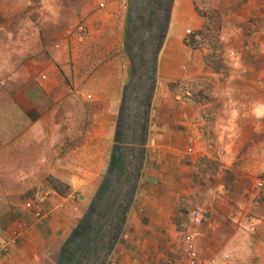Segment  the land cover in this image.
<instances>
[{
  "label": "crops",
  "instance_id": "0c3cea01",
  "mask_svg": "<svg viewBox=\"0 0 264 264\" xmlns=\"http://www.w3.org/2000/svg\"><path fill=\"white\" fill-rule=\"evenodd\" d=\"M13 1H0V25L10 17ZM127 2L89 0L80 17L60 1L43 2L53 9L55 24L64 26L52 58L36 71L25 70L28 78L37 77L44 103L53 104V115L43 113L38 122L62 121L66 115L72 122L75 108L67 107L80 98L87 103L81 119L91 123L81 146L55 165L56 170L67 169V177L55 176L68 186L66 192L49 189L17 208L7 206L8 215L0 214V239L9 244L0 264H99L95 260L105 243L100 244L98 236L80 248L69 240L84 218L107 234L116 209L124 210L123 223L103 264H175L183 254V238H193L189 218L195 209L207 211L217 223L213 232L202 225L213 234L204 233L200 245L194 238L205 259L211 258L213 264H264V208L242 212L239 218L245 229L239 228L238 213L230 209L233 199L222 191L224 183L208 192L206 188L212 183L206 166L220 157L211 144L207 146L210 130L227 137L233 147L240 129L250 131L247 137H261L252 146L261 147L264 169V84H246L242 94V87L232 84L238 90L231 86L230 94L217 97L211 103L217 108L215 120L206 122L203 113L210 103L194 99L200 84H188L205 67L202 54L185 42L186 33L197 27L193 0H173L147 109L135 105L143 96L140 86L138 94L125 102L129 110L125 130L117 131L121 105L131 94L125 52ZM64 14L67 18L62 20ZM78 24L86 27L85 37L64 40L63 34L72 33ZM110 185L114 190L106 191ZM100 194L104 202L95 210ZM262 195L264 200V190ZM129 197L126 207L118 203ZM79 249L81 257L70 260ZM171 256L177 257L171 261Z\"/></svg>",
  "mask_w": 264,
  "mask_h": 264
},
{
  "label": "rangeland",
  "instance_id": "374dc122",
  "mask_svg": "<svg viewBox=\"0 0 264 264\" xmlns=\"http://www.w3.org/2000/svg\"><path fill=\"white\" fill-rule=\"evenodd\" d=\"M56 1L72 7L78 17L89 5V0ZM43 2L14 0L10 17L0 25V214L5 215H8L7 206L17 208L49 189L67 191L68 186L55 178L56 175L67 177V169L56 170L55 165L72 156L69 152L81 146L91 123L81 119L85 116L87 103L80 98L74 100L75 106L67 107L75 108L72 122L67 115L62 121L38 122V116L43 113L53 115V104L44 103L39 84L34 80L37 77L28 78L26 72L36 71L40 64L52 58L56 36L64 26L55 24L53 9L49 10L47 4L43 6ZM52 2L50 0V5ZM193 5L197 27L186 33L185 42L191 50L202 54L200 60L205 67L188 84H200L193 96L195 100L210 103L203 114L206 122L212 123L217 108L211 103L221 95L230 94L232 84H237L239 89L242 87L241 94L247 91L246 84L253 87L264 84V57L260 51L264 0H193ZM65 18L66 14L62 20ZM193 34L198 37L196 40L190 39ZM233 89L238 90L236 86ZM245 129H240L234 143L236 147L226 142L227 137L220 138L210 130L207 146L211 144V150L215 149L220 157L209 160L210 164L206 166V178L212 182L207 185V192L210 187L224 183L222 191L234 203L231 208L224 205L226 209L237 211L236 226L242 229H245L244 220L239 218L242 212L251 209L257 213L258 209L264 208L263 154L258 144L252 146L256 140L261 141V137H247ZM241 146L242 150L238 152L236 149ZM203 228L205 226L192 230L193 239L198 241L204 233L213 234L206 231L213 232L209 227L205 231ZM198 247L204 264H213L211 258L205 259L202 247ZM181 250L185 252L183 241ZM176 252L180 253V249ZM176 257L169 259L174 261Z\"/></svg>",
  "mask_w": 264,
  "mask_h": 264
},
{
  "label": "trees",
  "instance_id": "16d2710c",
  "mask_svg": "<svg viewBox=\"0 0 264 264\" xmlns=\"http://www.w3.org/2000/svg\"><path fill=\"white\" fill-rule=\"evenodd\" d=\"M127 1L129 20L125 29V52L129 62L127 88L130 90L131 94L126 96L121 105V113L117 121V131L125 130V121L129 116V110L125 102H128L129 97L131 98L138 94L140 86L144 102L142 99H136L135 105L139 106L140 103L142 105L141 110L146 111L147 109L149 103L148 95L152 93V88L155 84L157 55L163 44L170 7L173 2V0ZM195 36L196 35L193 34L190 36V39L196 40ZM105 189L109 192L114 190L113 185L107 186ZM54 190L61 194L65 193L64 190L58 188ZM103 191L104 189L101 190V193ZM129 201L130 197L124 202L118 201V203L126 207ZM94 202V208L97 210V206L102 205L104 202L103 195L100 194L97 196ZM106 205H110L109 202H106ZM123 211L118 209L115 210L114 217L108 224L110 228L107 234L105 233L106 230H98L99 224L92 226L89 219L84 218L79 223L69 243H76V246L79 248L85 247L86 243H90L89 238L98 236L100 244L105 243V247L103 245V247L99 249V255L95 261L99 262V264H103V261L108 253L111 252L113 244L116 243L120 234V226L123 223ZM79 257H81L80 249L76 255L71 256L70 260L75 261L79 259Z\"/></svg>",
  "mask_w": 264,
  "mask_h": 264
},
{
  "label": "built area",
  "instance_id": "2783aa9c",
  "mask_svg": "<svg viewBox=\"0 0 264 264\" xmlns=\"http://www.w3.org/2000/svg\"><path fill=\"white\" fill-rule=\"evenodd\" d=\"M76 35L79 38L85 37L86 35V27L84 24H78L76 25L72 33L66 32L63 34V39L66 41L73 40V36ZM196 39L198 37H195ZM260 51L264 57V26L262 27L260 31ZM261 185V184H259ZM29 205V204H27ZM206 224L207 227L214 230L216 228L217 223L215 220H211L209 218V215L206 211H203L201 209H195L191 212L190 218H189V226L198 227ZM184 247L185 252L180 256V258L177 259L175 264H204V259L201 254V250L198 247V244L195 243L194 239L192 237H185L184 240ZM8 243H0V258L3 256V254L7 251Z\"/></svg>",
  "mask_w": 264,
  "mask_h": 264
}]
</instances>
